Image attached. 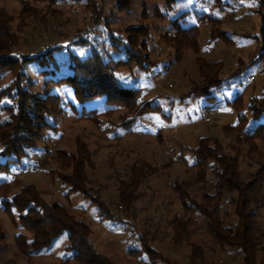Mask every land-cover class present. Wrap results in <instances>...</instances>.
Segmentation results:
<instances>
[{
  "label": "rangeland",
  "instance_id": "rangeland-1",
  "mask_svg": "<svg viewBox=\"0 0 264 264\" xmlns=\"http://www.w3.org/2000/svg\"><path fill=\"white\" fill-rule=\"evenodd\" d=\"M28 3L31 13L21 14L23 6L19 0H0V23H5L9 36L18 40L11 55L34 56L50 46L62 49L53 53L58 67L54 74L40 72L53 69L52 64L28 62L22 69V81L32 83L33 91L41 96L57 94L71 101L76 111L66 107L60 114L48 117L53 129L43 133L36 148L19 164L0 156L1 164H9L4 171L0 165V185L8 183L12 187L5 199L10 200L23 186H33L43 202L63 206L77 221L85 223L92 246L113 264H238L240 256L215 244L197 220L190 227L188 241L181 244L172 241L168 223L184 214L173 190L175 183L189 184L190 197L201 201L191 153L200 138L215 140L231 156L240 149L243 176L264 163V142L256 141L257 150L250 153L249 147L241 146L236 137L228 138L225 133L226 127L237 123L232 102L239 95L238 106L247 119V130L256 124L249 105L251 98L264 90V74L258 75L264 72L258 14L259 9L264 12V6L259 7V0H173L169 9L165 0H131L128 8L120 10L117 0H63L50 8L45 3ZM186 12L189 15L181 20V28H198L199 49H184L177 55L168 35L172 34V20ZM203 14L218 18L221 30L231 41L211 39L210 25L197 22ZM141 25L147 26L148 35L141 37L136 47H129L130 29ZM129 48L131 63L143 65L130 71L118 69L114 77L122 87L140 89L139 104H149L148 110L136 120L126 116V110L112 109L102 114L108 108L103 98L79 105L71 89L45 88L46 82L55 80L66 67L69 54L84 59L95 51L105 61H117L125 59L124 52L130 53ZM253 58L255 61L250 63ZM197 59L222 62L224 80L216 91L189 94L202 82ZM239 69L243 70L230 77ZM9 78L6 75L5 82ZM8 88L4 92L10 95ZM89 108L99 113L98 121L84 118L90 115L85 111ZM0 111V116L7 114L1 106ZM206 117L211 119L209 124L203 121ZM123 118L128 119L125 124ZM78 143L88 150L91 162L84 169L86 190L104 203L110 217H104L81 192L69 191V185L60 177L69 174L70 169H60L55 158L57 152L75 154ZM133 167L141 171L140 198L127 211L120 206L119 186ZM231 196L234 194L226 196L221 209L227 225L236 220L234 208L229 204ZM1 199L0 196V226L5 245L0 250V264H57L65 260L79 264L68 249L67 231L40 250L27 255L19 253L16 237L24 234L29 240L31 235L14 224L18 213L4 211ZM259 222L264 229V207L259 210ZM141 238L150 253L143 248ZM258 258L264 262V254Z\"/></svg>",
  "mask_w": 264,
  "mask_h": 264
},
{
  "label": "trees",
  "instance_id": "trees-1",
  "mask_svg": "<svg viewBox=\"0 0 264 264\" xmlns=\"http://www.w3.org/2000/svg\"><path fill=\"white\" fill-rule=\"evenodd\" d=\"M23 6L21 14H29L28 1L45 3L49 8L60 3L63 0H19ZM118 9L128 8L131 0H117ZM166 8L169 9L173 0H165ZM259 7L264 6V0H259ZM261 26L259 38L264 45V12L258 10ZM189 12L179 15L172 20L170 29L172 34L168 37L177 55L184 49H193L197 51L198 47V28H181V20H184ZM2 19L0 15V20ZM199 23L210 25L211 39H225L230 42L221 30V21L211 14H203L197 19ZM7 25L0 23V106L7 112L0 116V156L5 157L6 161H12L19 164L21 159L28 156V153L36 148L37 141L42 137L45 131L53 129L48 122V117L53 114H60L66 107L76 111L75 105L68 100L62 99L57 94H46L41 96L33 91L32 83L22 81L24 73L22 69L28 62L38 65L52 64L53 69L41 70V73L54 74L58 70L55 65L53 53L62 49V46L47 47L34 56L24 55L13 57L11 54L17 48L18 40L12 35ZM148 35L147 26L133 27L129 31L128 45L136 47L141 37ZM167 38V36H166ZM168 38V39H169ZM86 44V43H83ZM115 46V45H114ZM128 50V49H127ZM124 52L125 59L117 61L104 60L101 55L95 51L84 59L69 54L66 67L59 72L55 80H49L45 88L49 87H67L72 90L74 100L82 105L85 101L94 98H103L108 108L102 114L114 110H126V116L131 120H136L144 114L149 108L148 103L139 104L141 91L136 88H125L120 86L114 77L118 69L132 70L135 66L143 65V62H132L131 49ZM129 55V56H130ZM264 57V53L261 55ZM253 58L250 63H253ZM138 63V64H136ZM135 64V65H134ZM199 74L202 82L194 87L189 94L206 95L210 90H217L222 84L224 77L221 76L222 62H206L203 59H197ZM243 69H239L232 76L238 75ZM6 75L11 80L5 82ZM9 78V79H10ZM9 84V85H8ZM9 87L10 95L5 89ZM14 91V93H12ZM209 98V95L207 96ZM241 96H237L232 102L237 115L235 126L225 128L228 138L236 137L237 142L249 147V152L254 153L256 149L255 142H264V90L258 97L253 96L250 100L249 111L256 124L251 130H247V119L242 112L238 101ZM10 102V103H9ZM86 113L90 115L87 120H99V113L89 108ZM84 109L83 112L85 113ZM1 112V111H0ZM85 113V114H86ZM93 113V114H92ZM1 114V113H0ZM125 116V118H126ZM123 118V123L127 122ZM79 144V143H78ZM240 149L235 150V155L231 156L215 140L200 138L197 145L191 150L196 169V181L201 191V201L192 199L188 193L190 185L187 183H175L173 190L178 196L184 214L181 217L175 216L169 223L168 228L171 231V237L174 244L187 242L191 232L190 227L195 220L202 225L203 231L212 241L221 248H229L234 254L240 256L238 264H264L259 259V254H264V229L259 222V210L264 207V163L258 165L253 172L245 176L240 171L239 155ZM55 158L59 162L61 170L70 169L67 175H60L62 181L70 187L69 191L81 192L86 198L95 203L103 216L110 217L104 203L92 197L86 190V176L84 169L90 164L89 152L84 145H77L75 154H67L58 151ZM0 163L4 166L1 170L8 169V163ZM130 176L119 186L120 206L126 207L129 211L133 203L140 198L138 187L140 184V175L136 168H131ZM210 176V179H208ZM8 183L0 185L1 202L5 205L4 211L10 213L15 210L18 213V220L14 224L23 228L31 237L29 240L24 234H19L16 241V248L21 254H29L32 251L40 250L48 246L52 239L58 236L62 231L68 232L69 247L74 253V259L79 264H113L108 258L99 254L89 241L90 231L88 226L76 220L67 209L57 204H46L41 199L40 194L31 185H26L12 196L10 200L5 199L11 190ZM230 197L229 204L234 208L236 220L227 225L225 223V213L221 214L222 204L227 195ZM202 219V220H201ZM201 220V222L199 221ZM143 248L150 253L145 247ZM5 245V235L0 226V250ZM150 256V255H149ZM152 259V258H151ZM57 264H69L67 260ZM236 264V263H226Z\"/></svg>",
  "mask_w": 264,
  "mask_h": 264
},
{
  "label": "built area",
  "instance_id": "built-area-1",
  "mask_svg": "<svg viewBox=\"0 0 264 264\" xmlns=\"http://www.w3.org/2000/svg\"><path fill=\"white\" fill-rule=\"evenodd\" d=\"M234 1V0H233ZM264 74V72H262V71H260L259 73H258V75L259 76H262ZM254 79V78H253ZM252 79V80H253ZM251 80V81H252ZM205 123H207V124H209L210 122H211V119L209 118V117H206V118H204V120H203Z\"/></svg>",
  "mask_w": 264,
  "mask_h": 264
},
{
  "label": "snow or ice",
  "instance_id": "snow-or-ice-1",
  "mask_svg": "<svg viewBox=\"0 0 264 264\" xmlns=\"http://www.w3.org/2000/svg\"><path fill=\"white\" fill-rule=\"evenodd\" d=\"M0 151H2V150H0Z\"/></svg>",
  "mask_w": 264,
  "mask_h": 264
}]
</instances>
